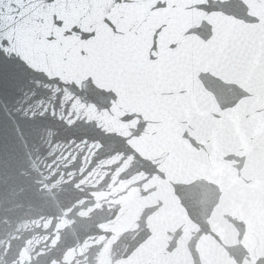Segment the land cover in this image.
Instances as JSON below:
<instances>
[{
	"label": "water",
	"instance_id": "water-1",
	"mask_svg": "<svg viewBox=\"0 0 264 264\" xmlns=\"http://www.w3.org/2000/svg\"><path fill=\"white\" fill-rule=\"evenodd\" d=\"M0 264H264V0H0Z\"/></svg>",
	"mask_w": 264,
	"mask_h": 264
}]
</instances>
